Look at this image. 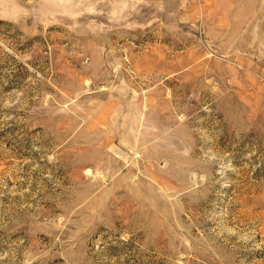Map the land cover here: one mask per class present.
Returning a JSON list of instances; mask_svg holds the SVG:
<instances>
[{
	"label": "rangeland",
	"instance_id": "obj_1",
	"mask_svg": "<svg viewBox=\"0 0 264 264\" xmlns=\"http://www.w3.org/2000/svg\"><path fill=\"white\" fill-rule=\"evenodd\" d=\"M0 264H264V0H0Z\"/></svg>",
	"mask_w": 264,
	"mask_h": 264
},
{
	"label": "bare ground",
	"instance_id": "obj_2",
	"mask_svg": "<svg viewBox=\"0 0 264 264\" xmlns=\"http://www.w3.org/2000/svg\"><path fill=\"white\" fill-rule=\"evenodd\" d=\"M117 156V155H116Z\"/></svg>",
	"mask_w": 264,
	"mask_h": 264
}]
</instances>
